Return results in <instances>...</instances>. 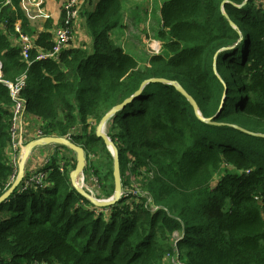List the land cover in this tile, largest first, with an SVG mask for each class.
Returning a JSON list of instances; mask_svg holds the SVG:
<instances>
[{
	"label": "trees",
	"instance_id": "trees-1",
	"mask_svg": "<svg viewBox=\"0 0 264 264\" xmlns=\"http://www.w3.org/2000/svg\"><path fill=\"white\" fill-rule=\"evenodd\" d=\"M20 1L0 0L3 80L26 74L22 95L43 136H69L83 146L84 172L103 181L105 198L115 191L114 154L97 126L154 80L107 120L119 152L121 199L97 211L72 185L76 156L64 164L54 158L48 184L18 188L0 205V213L7 205L0 264H264V137L236 127L264 134V4L164 0L161 51L142 65L113 37L130 0H87L80 17L90 45L42 60L37 54L54 46L55 35L47 29L34 36ZM22 33L34 42L30 63ZM4 81L0 196L14 173V101ZM178 86L204 118L220 124L201 120Z\"/></svg>",
	"mask_w": 264,
	"mask_h": 264
},
{
	"label": "crops",
	"instance_id": "crops-1",
	"mask_svg": "<svg viewBox=\"0 0 264 264\" xmlns=\"http://www.w3.org/2000/svg\"><path fill=\"white\" fill-rule=\"evenodd\" d=\"M66 0H21L20 6L26 17L28 18L32 31L34 32V36L40 32L47 31V29H50L51 32L55 35L56 29L62 24L63 22V15H64V4ZM87 0H84V3ZM263 1V0H262ZM98 2V0H94V3ZM132 0H130L127 4L131 3ZM146 4L142 2V4L137 5V11L140 13L135 15H130V20L125 21V23L122 22L123 26L121 29L120 27L116 28L113 32V37L115 41L123 42V35L125 33V30L131 29V22L136 24V21H140V14L143 15L142 9L149 10V2L146 0ZM164 0L159 2L158 5V12L160 16L161 21V6L163 4ZM83 3V4H84ZM125 5V7L127 6ZM151 6V5H150ZM146 7V9H145ZM152 7V6H151ZM94 8V7H92ZM132 20V21H131ZM158 21L159 25L161 22ZM130 23V24H129ZM82 27L85 32L86 36L79 37V28ZM84 38V39H83ZM17 42V41H16ZM91 43V37L86 31V27L84 26V18L80 17L77 29L75 32L74 39L66 46V47H79L82 45H90ZM122 45V44H120ZM65 47V48H66ZM126 51L132 53L131 51L125 49ZM133 54V53H132ZM41 120L35 116H33L29 110L24 113L23 115V125L24 128H22L20 135L21 138V144L18 146V153L23 152L24 148H26L27 144L38 138V129L40 127ZM56 145V146H55ZM58 148V149H57ZM62 150V152H61ZM68 150V151H66ZM59 152V153H58ZM73 153V151L58 147V144H44V145H38L34 147L30 154L28 155V158L26 160L25 164V173L26 175L30 173L32 170L37 169H43L46 171H49V167L51 165V162L54 158L59 159L61 162H66L64 159L69 158L68 154ZM13 153V150H11L10 154ZM85 173V172H84ZM86 178L89 180V185H92L91 181V174L88 173ZM89 207H95V206H89Z\"/></svg>",
	"mask_w": 264,
	"mask_h": 264
},
{
	"label": "built area",
	"instance_id": "built-area-1",
	"mask_svg": "<svg viewBox=\"0 0 264 264\" xmlns=\"http://www.w3.org/2000/svg\"><path fill=\"white\" fill-rule=\"evenodd\" d=\"M83 3L84 0L65 1L63 22L55 31L54 46L50 50L40 51L36 56L37 60H42L46 58H55V59L58 58L61 51L73 40L75 34L74 26L77 20L80 18ZM15 27L17 31H21L19 22L16 23ZM19 41L21 46V53L23 57L30 63L29 60L30 51L31 49L34 48L33 39L29 35L22 33L20 35ZM1 67H2V63L0 61V81H4ZM26 78L27 76L24 73L15 82L4 81L9 88L12 99L14 101L13 120L10 131L11 150H13V153L11 154L10 163L14 168V173L11 177L10 183H12L17 176L18 168L21 163L23 154L25 152V148H24L22 154L21 153L17 154L18 146L21 144V138H22L20 132L22 128H24L23 115L28 109L27 100L22 95V91L24 90L27 84ZM37 135L38 138L43 137V132L40 129V127L38 129ZM49 173H50L49 171H45L43 169L32 170L27 175L25 173V176L19 186V189L21 191H24L28 188L44 187L46 185V181H47V177L49 176ZM123 194L124 193H122V195ZM39 264H47V263H39Z\"/></svg>",
	"mask_w": 264,
	"mask_h": 264
},
{
	"label": "water",
	"instance_id": "water-1",
	"mask_svg": "<svg viewBox=\"0 0 264 264\" xmlns=\"http://www.w3.org/2000/svg\"><path fill=\"white\" fill-rule=\"evenodd\" d=\"M152 80H154V79H148V80L144 81L141 88L135 94L128 97L123 102L115 105V107H113L109 112L106 113V115L101 119L100 123L97 126L96 134L99 137L104 139L105 143L108 144V147L112 150V152L114 154V171H113V174H114V182H115V191L111 197H109L107 199L99 200L97 197H94L90 192L85 190V188H83L79 184L78 178L80 175L84 174V170H85V167L87 164L84 147L73 142L71 140V138H69V137L49 135V136L39 137L35 140L30 141L27 144V146L25 148V152H24L23 157L21 159V163H20L19 168H18L17 176H16L15 180L12 182L11 186L8 188V190L5 191L0 196V205L7 202L8 199L10 198V196L19 188V186H20V184H21V182L25 176V164H26V160H27L28 155L30 154L31 150L38 145H44V144L65 145V146L69 147L72 151L75 152L77 163H76L75 168L73 170H71V172H70L72 185L76 188L78 193H80L84 197L88 198L94 205H96L100 208L108 207V206L115 204L118 200H120L122 197L123 191H122V183H121V167H120L119 152H118L116 145L112 141V139L108 136L107 132L104 130V126H105L107 120L113 114H115L119 110L123 109L128 103H130L133 99L138 97L142 93L143 87ZM178 88L190 100L191 104L194 107L196 115L201 120H204V121L209 122V123L220 124V123L212 121L211 119L204 118L199 111V107H198L196 100L192 96H190L182 87L178 86ZM236 127L243 130L246 133L264 137L263 133H254V132L248 131L242 127H239V126H236Z\"/></svg>",
	"mask_w": 264,
	"mask_h": 264
},
{
	"label": "rangeland",
	"instance_id": "rangeland-1",
	"mask_svg": "<svg viewBox=\"0 0 264 264\" xmlns=\"http://www.w3.org/2000/svg\"><path fill=\"white\" fill-rule=\"evenodd\" d=\"M147 1L149 2L148 3L149 4L148 9L149 10H144V8H143L142 11L144 13H143V15L140 14V21L139 20L136 21V24L131 22V24H132L131 29L127 28L125 30V33L123 35V42L121 43L119 41H116L117 43L122 44V46L125 49L127 48V50L131 51L133 53V55L140 61V63L142 65H145L147 63L148 57H150V55H153L155 53H160V51H161V49H160L161 42L157 39V29L160 26L158 23V21H160V16H159V12H158V5H159V2L161 0H147ZM142 2L144 4L147 3L146 0H132L131 3L127 4V6L124 7L123 16H122V22L123 23H125V21H127V23H128V21L130 20V15L132 16V15L140 13L139 11H137V5L142 4ZM258 2L261 5L264 4V0L263 1L258 0ZM145 9H146V7H145ZM79 19L75 23L74 32H76ZM119 29H121V27ZM79 30H80L79 31V37L86 36V32L82 27H80ZM74 36H75V34H74ZM106 127H107V122L104 126L105 131H106ZM66 151H68V150H66ZM61 152H62V150H61ZM68 155H69L68 159H70V160L74 159V157L76 156V154L74 152L73 153L69 152ZM60 164H64V162L60 161ZM101 173H104L103 168H101ZM90 174H91V181L93 183L92 185H89V180L86 178V176H87L86 173L79 176V178H78L79 184L83 188H85V190L90 192L94 197H97L99 200L107 199L108 197L105 198L102 195L103 181L100 180L98 175L95 174L94 172L91 171ZM47 179H48V177H47ZM46 184H48L47 181H46ZM94 209H96V208L94 207ZM100 209L101 208H99L97 211L100 212ZM6 215H7V205H5V209L2 211V213H0V216H2V217H5Z\"/></svg>",
	"mask_w": 264,
	"mask_h": 264
}]
</instances>
